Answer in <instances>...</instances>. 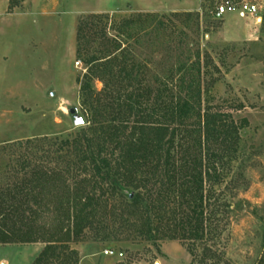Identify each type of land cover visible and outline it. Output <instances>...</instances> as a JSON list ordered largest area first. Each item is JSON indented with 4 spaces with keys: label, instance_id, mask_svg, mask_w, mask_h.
<instances>
[{
    "label": "rangeland",
    "instance_id": "374dc122",
    "mask_svg": "<svg viewBox=\"0 0 264 264\" xmlns=\"http://www.w3.org/2000/svg\"><path fill=\"white\" fill-rule=\"evenodd\" d=\"M0 1L5 3L0 4V194L21 185L35 166L68 170L70 151L60 144L88 127L79 85L87 74L86 53H77L80 27L89 38L102 30L116 36L120 23L132 16L168 17L165 31L150 41L135 38L130 46L148 66L152 82L180 58L200 53L204 108L230 113L238 124L247 121L236 158L217 188L225 206L217 222L221 234L209 247L220 264H264V0H257L261 25L237 14L214 19L220 0ZM98 51H106L100 41L91 47V53ZM95 88L100 91L102 84L96 81ZM26 161L31 167L24 170ZM105 221L109 230L87 231L70 245L79 264L193 262L186 243L145 242L134 231L123 232L119 217ZM45 247L0 244V264H34ZM49 263L67 264L65 258Z\"/></svg>",
    "mask_w": 264,
    "mask_h": 264
},
{
    "label": "trees",
    "instance_id": "16d2710c",
    "mask_svg": "<svg viewBox=\"0 0 264 264\" xmlns=\"http://www.w3.org/2000/svg\"><path fill=\"white\" fill-rule=\"evenodd\" d=\"M167 20L132 16L116 36L102 30L89 38L80 27L77 53H86L87 74L79 85L88 127L60 144L70 151L67 172L35 166L21 185L0 194V244L42 243L34 264L52 258L79 264L70 245L87 231L109 230L105 220L117 216L123 232L134 231L145 242L186 243L191 264H220L209 247L221 234L217 222L225 206L217 188L247 121L238 124L230 113L204 108L200 53L150 80L130 42L150 41L166 30ZM96 41L106 51L91 53ZM22 166L31 167L27 161Z\"/></svg>",
    "mask_w": 264,
    "mask_h": 264
},
{
    "label": "built area",
    "instance_id": "2783aa9c",
    "mask_svg": "<svg viewBox=\"0 0 264 264\" xmlns=\"http://www.w3.org/2000/svg\"><path fill=\"white\" fill-rule=\"evenodd\" d=\"M237 14L243 19H251L257 25H261L263 20L262 3L257 0H220L213 18L222 20L228 15ZM80 63H77L79 66ZM106 255H113L112 252H105Z\"/></svg>",
    "mask_w": 264,
    "mask_h": 264
},
{
    "label": "water",
    "instance_id": "95a60500",
    "mask_svg": "<svg viewBox=\"0 0 264 264\" xmlns=\"http://www.w3.org/2000/svg\"><path fill=\"white\" fill-rule=\"evenodd\" d=\"M71 114H72V115H75V111L72 110V111H71ZM82 124H83V121L81 120V118L76 117V119H75V125H76V126H81Z\"/></svg>",
    "mask_w": 264,
    "mask_h": 264
},
{
    "label": "crops",
    "instance_id": "0c3cea01",
    "mask_svg": "<svg viewBox=\"0 0 264 264\" xmlns=\"http://www.w3.org/2000/svg\"><path fill=\"white\" fill-rule=\"evenodd\" d=\"M0 2H3V1H0ZM0 4H3V5H5V3H0Z\"/></svg>",
    "mask_w": 264,
    "mask_h": 264
}]
</instances>
